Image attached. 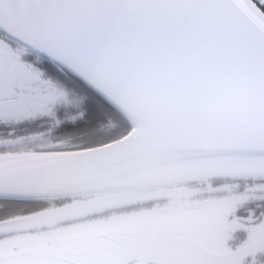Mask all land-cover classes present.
Listing matches in <instances>:
<instances>
[{
	"label": "snow or ice",
	"instance_id": "1",
	"mask_svg": "<svg viewBox=\"0 0 264 264\" xmlns=\"http://www.w3.org/2000/svg\"><path fill=\"white\" fill-rule=\"evenodd\" d=\"M0 264H264V0H0Z\"/></svg>",
	"mask_w": 264,
	"mask_h": 264
}]
</instances>
